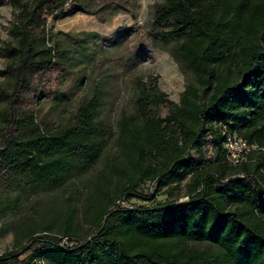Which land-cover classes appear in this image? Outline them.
Here are the masks:
<instances>
[{
    "label": "trees",
    "instance_id": "trees-1",
    "mask_svg": "<svg viewBox=\"0 0 264 264\" xmlns=\"http://www.w3.org/2000/svg\"><path fill=\"white\" fill-rule=\"evenodd\" d=\"M10 1L18 13L4 49L13 62L10 88H0V183L54 187L94 165L112 135L97 120V95L62 123L37 117L66 71L64 51L46 42L47 19L85 11L81 0ZM153 29L174 42L194 82L178 104L151 87L135 115L121 116L118 154L85 197L82 239L70 220L29 226L0 264H264V0H161ZM165 104L167 115H155ZM223 133L259 150L230 165ZM148 183L167 199L142 194ZM19 203L0 200V217Z\"/></svg>",
    "mask_w": 264,
    "mask_h": 264
},
{
    "label": "rangeland",
    "instance_id": "rangeland-1",
    "mask_svg": "<svg viewBox=\"0 0 264 264\" xmlns=\"http://www.w3.org/2000/svg\"><path fill=\"white\" fill-rule=\"evenodd\" d=\"M160 4L161 0H81L85 12L62 13L56 20L47 19L46 42L64 51L60 61L66 71L53 80L56 96L38 105V119L62 123L82 101L97 95V120L109 127L112 135L94 165L67 177L58 186L18 190L15 183H0V200L20 202L14 211L0 217V255L15 248L29 226H43L51 221L56 230L70 220L82 239L88 232L84 222L85 197L100 173L105 172L107 163L118 154L115 135L121 116L135 115L137 98L150 93L151 87L169 102L178 104L185 87L194 82L172 57L174 42L165 44L152 36L154 10ZM17 13L18 7L10 0L0 2V88L11 85L5 68L13 59L4 49L15 43L9 30ZM168 29L164 26L161 32ZM3 107L0 102V111ZM153 112L165 117L168 106L162 105ZM140 191L152 194L159 202L167 199L164 189L156 193L150 183ZM177 191L183 194V184ZM28 255L29 252L19 259Z\"/></svg>",
    "mask_w": 264,
    "mask_h": 264
},
{
    "label": "built area",
    "instance_id": "built-area-1",
    "mask_svg": "<svg viewBox=\"0 0 264 264\" xmlns=\"http://www.w3.org/2000/svg\"><path fill=\"white\" fill-rule=\"evenodd\" d=\"M225 140L223 147L226 158L230 165H237L245 162L249 155L255 153L259 148L255 144H250L235 133H223Z\"/></svg>",
    "mask_w": 264,
    "mask_h": 264
}]
</instances>
